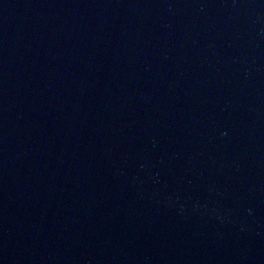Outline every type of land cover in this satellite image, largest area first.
Returning <instances> with one entry per match:
<instances>
[{
	"label": "water",
	"instance_id": "1",
	"mask_svg": "<svg viewBox=\"0 0 264 264\" xmlns=\"http://www.w3.org/2000/svg\"><path fill=\"white\" fill-rule=\"evenodd\" d=\"M0 264H264V0H0Z\"/></svg>",
	"mask_w": 264,
	"mask_h": 264
}]
</instances>
